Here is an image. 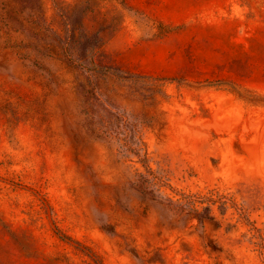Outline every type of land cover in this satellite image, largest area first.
Listing matches in <instances>:
<instances>
[{"label":"rangeland","instance_id":"1","mask_svg":"<svg viewBox=\"0 0 264 264\" xmlns=\"http://www.w3.org/2000/svg\"><path fill=\"white\" fill-rule=\"evenodd\" d=\"M0 264H264V0H0Z\"/></svg>","mask_w":264,"mask_h":264}]
</instances>
